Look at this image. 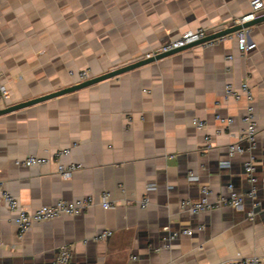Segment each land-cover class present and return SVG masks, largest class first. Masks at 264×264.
<instances>
[{"label": "crops", "instance_id": "0c3cea01", "mask_svg": "<svg viewBox=\"0 0 264 264\" xmlns=\"http://www.w3.org/2000/svg\"><path fill=\"white\" fill-rule=\"evenodd\" d=\"M250 2L1 0L0 78L10 91L3 108L75 84L72 70L100 75L145 58L188 29L230 27L251 10ZM246 30L257 44L249 52L239 50L235 37L191 45L0 115L5 189L30 208L89 194L96 199L82 214L38 222L19 233L0 198V264H51L63 244L73 247L70 264H217L264 255V21ZM228 82H248L254 92L261 205L247 198L244 210L224 206L192 214L180 202L199 198L203 186L212 190L211 201L226 194L229 183L242 193L251 187L244 167L251 153L228 155L229 146L240 141L247 105L245 99L225 98ZM217 114L234 121L222 123ZM194 118L206 127L197 128ZM64 147L71 148L66 162L83 164L69 179L58 174L53 160L17 164L30 154L49 157ZM190 171L197 181L189 180ZM104 191L112 193L115 208L101 206ZM144 197L147 207L140 206ZM186 228L194 233L168 240L169 230ZM107 229L112 231L107 239H94Z\"/></svg>", "mask_w": 264, "mask_h": 264}, {"label": "built area", "instance_id": "2783aa9c", "mask_svg": "<svg viewBox=\"0 0 264 264\" xmlns=\"http://www.w3.org/2000/svg\"><path fill=\"white\" fill-rule=\"evenodd\" d=\"M1 2V0H0ZM251 10L241 17L236 19L231 26L239 23H243L247 20L253 19L257 16L264 14V1L263 0H251ZM221 29H213L209 26H202L197 29H188L182 32L178 37L171 39L162 45H160L156 50H153L146 54V57H150L157 53H162L170 51L179 47L186 46L190 43L200 41L207 37L209 34L220 31ZM229 37H235L237 40L238 48L242 52H249L257 47L256 42L249 40L246 28L238 29L234 32L225 34L223 36L206 40L201 44L204 46H212L219 41H223ZM2 54L0 52V62ZM228 59H232L233 56L230 54L227 56ZM70 74L76 77V83L85 81L92 77V72L89 69H81L78 71H70ZM224 96L226 99H234L240 101L245 99L247 101L246 111L243 116V121L245 123L244 128L241 131L240 141L232 143L228 149L229 157H233L237 153H244L249 151L251 153L249 159L244 163L246 173L248 174V180L250 182V189L248 192L242 193L235 190L234 184L229 183L227 185L228 192L219 196L216 200L211 201L210 195L212 190L207 186L201 188L200 197L197 199L187 197L180 202L181 210L188 211L192 214H200L202 212L209 211L213 208H222L224 206H230L237 210L245 209V201L247 198L255 200L254 207L261 205L258 199V178L255 174L256 171V160L257 156L255 151L258 147V122L256 107L254 104V92L248 82H243L240 85H235L232 82H228L225 87ZM10 98V91L8 86L2 82L0 78V109L5 106V103ZM222 123L231 124L234 119L233 117H225L221 114L216 115ZM193 123L199 129H204L206 127V122L199 118H194ZM221 130L218 129L217 132ZM209 141L210 137H206ZM245 142V144H243ZM71 154V148L64 147L59 148L53 152L49 157L39 156L36 154H30L22 159H17V164L24 166H34L43 165L51 160L57 164L58 174L65 178H71L74 173L83 168V164L76 161L64 160L65 157ZM224 164L229 165L230 159L224 161ZM190 181H197L199 176L190 171L188 174ZM0 198L8 205L11 213L12 220L17 225L19 233H24L28 231L35 223L53 220L62 215H78L82 214L87 209L96 203V199L93 195H84L82 197L67 200L60 199L52 204L41 205L36 208H30L25 206L17 196L11 193L9 190L3 187V182L0 178ZM150 200L148 197H144L140 201L141 207H147ZM100 204L104 208H115L116 203L112 198V193L110 191H104L100 198ZM256 212L250 210L248 216L250 219H254ZM202 229L203 226L198 227ZM194 233L193 228H186L183 230L170 231L168 235V240L173 241L179 238L181 235H192ZM112 234L111 230H104L94 236L95 240L107 239ZM3 244V240L0 237V246ZM163 246H159L156 249L161 250ZM73 256V247L70 244H63L58 248L57 254L51 264H70ZM217 264H264V255H252V256H242L231 258L226 261L219 262Z\"/></svg>", "mask_w": 264, "mask_h": 264}, {"label": "water", "instance_id": "95a60500", "mask_svg": "<svg viewBox=\"0 0 264 264\" xmlns=\"http://www.w3.org/2000/svg\"><path fill=\"white\" fill-rule=\"evenodd\" d=\"M260 21H264V14H262L260 16H257V17H255L253 19L247 20V21H245L243 23H239V24H236L234 26H230V27H227L225 29H222V30H220L218 32L209 34L204 39H202L200 41H197V42H194V43H190V44H188L186 46L179 47V48H176V49H173V50H170V51H166V52H162V53H157V54L152 55L150 57H145L143 59L128 63L126 65H122L120 67H117L115 69H112L110 71L102 73L100 75L92 76V77H90L89 79H87L85 81H82V82H79V83H75V84L63 87V88L58 89L56 91H53V92H50V93H47V94H44V95H41V96H38V97H35V98H32V99H29V100H26V101H22V102H19V103H15L13 105H9V106H7L5 108L0 109V115L8 113V112H11V111H14V110H17V109L24 108V107H27V106H30V105H33V104H36V103H39V102H42V101H45V100L60 96V95H64V94L73 92L75 90H78V89H81V88H84V87H88V86L94 85V84L99 83V82H101L103 80H107L109 78L118 76V75H120L122 73L131 71V70L136 69L138 67H141L143 65L149 64V63L154 62L156 60H159V59H162V58L167 57L169 55H172L174 53H177L180 50H183L186 47H189L191 45L201 44L202 42H204L206 40H210V39H214V38L223 36L225 34L234 32V31H236L238 29L248 28L251 25H253V24L257 23V22H260ZM256 184H258V181H257Z\"/></svg>", "mask_w": 264, "mask_h": 264}]
</instances>
